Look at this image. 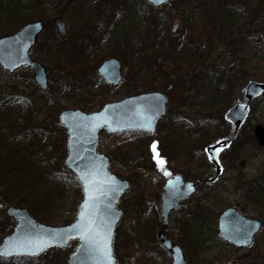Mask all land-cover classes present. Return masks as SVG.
Returning a JSON list of instances; mask_svg holds the SVG:
<instances>
[{"label": "rangeland", "instance_id": "rangeland-1", "mask_svg": "<svg viewBox=\"0 0 264 264\" xmlns=\"http://www.w3.org/2000/svg\"><path fill=\"white\" fill-rule=\"evenodd\" d=\"M122 1L124 3H127V1L131 3L132 0ZM133 1L136 3V8H142L144 6L142 0ZM259 1L251 0V3L257 2L258 4ZM262 1L264 3V0ZM41 3L43 5H38L39 7L36 10L37 15H32L33 18H28V21L42 18L47 23L51 20L53 23L51 29L54 28L55 31L51 29L44 31L41 40H53L57 38L58 41L60 40L65 43L71 39L70 31L76 25L77 30L81 28L80 33L86 35L90 30L94 29V27L90 29L91 26L100 23L107 15L112 13L113 6L114 8L119 7L117 0H73L70 3L68 0H41ZM187 7L184 6L183 0H170V2L157 7L163 13H167L166 19L169 21L167 25L168 32L172 35L177 34L178 36H184L186 33H190L189 36L192 37V43L189 44L190 53L192 55L197 53V57H194L191 66H188L189 72L193 70L192 67L196 70L193 71V75L188 72L192 76L186 77V82L183 85L175 83V75H172L171 78L173 81L167 85L166 90L156 85L157 89L168 92L171 99L167 107L170 108L173 116L177 115L180 117L179 121L169 123L171 119L170 115H168V119L164 121L160 120L156 127L157 130L153 132L154 137L151 135V132L146 133L145 138L140 137L141 134L138 133H135L136 136H134V132L128 131L116 133L101 131L99 134L97 150L109 157L110 171L116 174L117 177L128 179L131 183L117 204L123 209V215L117 225L116 232L120 227L129 236L139 239V241L130 244V242L123 241V238L120 237L119 246L114 250L116 264L170 263L171 257L169 253L165 248L160 246L157 237H154L159 228L153 226L154 218L158 216L157 210L160 205V190L165 180L164 171L171 174L175 172L184 173V177L187 179H192L193 175L194 177L196 175L200 178H203V176L206 178L213 177L215 169L208 159H206L203 145L210 144L212 141H222L225 126H222L221 117H223V113L228 108H231L232 105L244 101L246 98L244 89L247 83L252 80L264 82V25L261 23L262 18L257 17L258 13H256V10L254 13L249 11L246 16L243 10H241L243 14L238 13V16H236L239 23L249 21V16L252 19L249 25L243 26L242 30L234 35L237 37L239 34H246L247 38L242 37L244 42L240 39L241 43L238 42L239 45L237 43L233 47V44H230L229 41L231 36L226 38V40L222 36L221 39L213 36L212 28L210 27L209 29L206 27L205 21L207 17L204 14L203 17L202 14H198L196 18L192 17L194 20L191 17H189L191 20L186 17L185 19H188L187 21L190 26L182 25V20L187 15ZM79 8L84 10L81 17H79L78 13H75ZM188 9L196 10L195 7H189ZM115 10L117 9H114V12H116ZM144 10H146L145 6ZM89 15L91 16L90 19ZM119 17L115 13L114 20L112 19L113 24L119 21ZM58 20L64 22L65 33L63 34L59 31L57 32L55 27L54 22ZM89 21L90 25L87 24ZM190 21L193 23H190ZM143 26L144 24L136 25L133 31L128 33V37L135 38L140 35ZM94 30L96 31L97 29ZM92 39L91 37L90 43ZM106 45L105 43H101L99 45L101 46L99 48L100 50L97 49L99 52H95L94 48L89 46L90 50L87 53L89 55L90 52L93 55L101 54L103 59L115 56H112L111 53L109 54L107 51L108 46ZM65 47L68 49L70 46ZM38 48L37 46L35 48L36 50L31 51V56L36 60H41L46 69H49L51 65L42 58L40 59L45 51L41 50L40 52ZM70 57V52L68 51V53L66 52V56L56 58L55 61L60 62V66H53V74L56 80L60 79V75H63L64 72L65 77L67 75L71 80L73 89L70 92L65 91V93H59L60 91L57 92L53 88L46 89L45 91L40 90L31 81L30 76H32V71L29 68L22 67L10 73L4 71L0 66V95L3 97L12 95L17 98L23 96L32 105L30 122L25 117L28 113H26L27 109L21 106L18 109L13 106L11 109L16 111V123L25 125L22 128L24 130V136L17 140V145L22 147V151L27 152L31 156L30 160L37 166V170L43 172L42 177H44L45 181L42 182V185L45 183L44 187L54 191L52 194L54 198V206H52L54 211L52 216H55L53 217L55 220L46 222L39 220L36 216L33 217L39 222L51 225L63 224L64 220L75 219L76 210L74 209H77V204L81 200V190L79 188L77 190L72 189L71 186H68L66 182L61 180L59 175L54 173V166L49 161V154L52 151L50 139L55 135V138H58L60 133L63 135V131L59 125L56 126L52 123V117L50 120L47 114L45 115L39 112L37 106L40 104V99L46 97V99L49 98L57 101L59 106H61L57 111L59 116L63 109L78 108L82 111L94 112L99 110L104 103L109 101L113 102L125 96L118 85L109 88L104 80L101 82V79L95 75H93L94 81L92 83L90 78L84 77V79H87L85 81L86 84L82 83L80 85V81L75 76L69 75L71 73L74 74L76 70L75 63ZM117 58L121 62L123 76L127 75L129 71L128 66L123 64L119 57ZM166 64L169 66L172 65L168 60ZM222 71L229 74L235 73L236 76L232 80L238 83L233 92H228V98L226 99L227 106L223 107L219 105V100L215 94L216 89L220 85ZM196 72L199 73L198 76L193 77ZM96 74L98 75L97 68ZM238 76L240 79L243 78L241 82H238ZM72 80L78 86L76 89L74 88ZM53 83L54 87L57 88V85L59 86L58 81ZM184 97L187 98L186 102ZM80 100L82 102L88 101L85 108H81L84 105L81 106ZM10 101L5 103L4 106L0 105V109L9 112ZM249 104L250 109L245 120L247 122L244 130H250V134L253 135L255 124H261L264 127V91L261 95L253 97ZM166 135L176 141L181 139L183 143L188 142L189 147H182L176 151L169 150V153H164V155L160 152L158 161H163L164 163L161 166L155 162L151 171H145V169L137 167L138 163L130 159L133 157L138 160L143 153L146 154L145 148L149 142L156 141L158 143V140L159 142L161 140L166 142L167 140L164 137ZM141 139H145L146 141L143 142ZM196 141H200L199 146L195 144ZM201 147L203 148L202 153L199 152ZM232 148L234 147L230 142L227 148L230 152H227L228 154H224V151L220 153L219 158L223 173L221 172L218 175L217 180L214 183H203L201 189H197V192L187 200L189 204L188 208L174 210L172 212L173 214L170 215L166 231L174 241L176 240L183 246L187 258L190 253L187 255V247L180 240L182 224H180L179 220L192 222V216H196L194 208L197 204H201L203 207L205 206L213 214H219L227 206L238 205L240 208H244L246 215L257 219L260 218L264 221V218H262L264 206L259 207L251 202L250 199H247L246 194L248 181H254L264 173V146H259L254 138L253 142L239 146L235 150L234 153L236 155L234 156H231L233 152ZM156 150L158 151V149ZM160 167H163L164 171H161ZM18 192L20 191L18 190ZM6 193L7 196L12 195L10 192ZM0 198L2 200L0 221L3 222L2 220L6 215L5 208L9 204L3 196H0ZM247 200L249 201L248 203ZM11 205L15 204L13 203ZM18 207L29 209L32 215V210L27 205L23 204ZM126 211L129 214L131 213L132 216H134V211L137 213L141 211L144 217L141 221L136 222L131 216L124 214ZM46 215L52 218L51 213ZM159 220L161 222L160 218ZM15 222L16 220L13 218L11 226L0 231V243L5 235L12 232ZM209 226L212 225L209 224ZM152 227L154 228L152 229ZM252 242L249 247L235 248L233 245L228 246V242L226 243L221 238L208 240L206 244L209 245H207L206 250L199 257H194V262L191 264H228L229 259L239 260L260 256L264 259V224L254 236ZM77 244V239L71 240L68 247L59 248L58 253L61 254L59 255V260L64 258L66 261L68 254L74 251Z\"/></svg>", "mask_w": 264, "mask_h": 264}, {"label": "trees", "instance_id": "trees-1", "mask_svg": "<svg viewBox=\"0 0 264 264\" xmlns=\"http://www.w3.org/2000/svg\"><path fill=\"white\" fill-rule=\"evenodd\" d=\"M68 1L70 3L73 0ZM117 2H119V4L116 3L119 7L117 6L114 8L113 6L110 15H107V17L100 23L90 27V29L94 27V29H97L96 31L94 29L90 30V32L85 35L80 33L81 28L77 30L76 25V27L70 31L71 39L66 43L60 40L58 41L57 38H54L53 40L40 39L37 42L36 47H39V51H45L40 59L42 58L45 62L51 65L49 69H47L50 75V80H52L48 89L53 88L57 92L60 91L59 93H65V91L70 92V90L73 89L70 78L67 77V75L65 77V72L63 75H60V79L58 80L55 79L53 74V66H60V62L55 61L56 58H59V56L63 57L64 55L66 56V52L68 53V51L70 52V58L74 61L76 67L74 74L71 73L69 75L75 76L80 81V85H82V83L86 84L85 81L87 79H84V77L90 78L92 83V81H94L93 75L101 79V82H103L102 78L96 74V67L102 62V60H104L103 56H101V54L93 55L90 51V55L87 53L88 50H90V47L94 48L96 52L97 49L101 48V46H99L101 43H105V45L107 44L106 46H108L107 51L109 54L111 53L112 56L115 55L119 57L123 64L129 68L127 75H125L124 79L118 84L120 90L122 89L123 94L125 95L136 94L146 90H155L157 89L156 85H158V87H163L166 90L167 85L173 81L171 78L172 75L176 76L174 80L175 83H180L179 85H183L186 82V77L190 76L189 73L193 75V71L196 69L192 67L193 70L189 72L188 66H191V62L194 57H197V53H194L193 55L190 53L189 44L192 43V37L189 36L190 33H186L184 36H178L177 34L172 35L167 29L169 22L168 19H166L167 13H163L161 9L157 7L152 8L146 0H142L146 10H144V6L142 8H136V3L133 0L131 3L128 1L127 3H124L122 0H117ZM183 3L184 6L187 7L189 5V7H195L196 10L188 9L189 7L186 8L187 15L183 18L182 25L190 26L187 21L189 17L196 18L198 14H202L203 17L204 14L207 17V20L205 21L206 27L209 29L210 27L212 28L213 36L217 39H221L222 36L225 40L231 36L229 41L230 44H233V47L234 45L236 46L238 42L241 43L240 39L244 42L243 38H247L246 34H239L237 37L234 35L239 33L243 26L249 25V22H251L250 20L252 19L249 16V21L239 23L236 16H238V13H242L241 10H243L245 16L249 11L254 13L256 10V13H258L257 17L262 18L261 23L264 25V3L262 0H260L258 4L257 2L252 4L251 0H183ZM41 4V0H0V35H5L10 31L16 30V27L25 23L28 18H33L34 15L36 16V10L39 7L38 5ZM114 9H117L115 10L116 12H114ZM75 13H78L79 17H81L84 10L79 8ZM115 13L120 17L119 21L113 24ZM186 17H188V19H185ZM90 18L91 16L89 15V19ZM191 18L189 20H191ZM90 21L87 22L88 25H90ZM190 23L193 22L190 21ZM140 24H144L140 35L135 38H129L128 33L133 31V28L136 25ZM52 26L53 23L51 20L47 23L45 22L44 31L51 29ZM51 30L55 31L54 28ZM91 37L93 39L90 43ZM227 43L229 45L228 41ZM65 46L70 47L67 49ZM99 50L97 52H99ZM167 60L171 62V66L166 64ZM221 73L220 85L218 89H216L215 94L217 96L216 98L219 100V105L223 107L227 106L226 99L228 98V92H233L238 83H235V80H232L234 79L233 77L236 76L235 73L229 74L224 71ZM194 74L193 77H196L199 73L196 72ZM238 79V82H241V79L243 78L240 79L238 76ZM57 81L59 82V86L57 85L56 88L53 86V82ZM73 84L76 89L78 86L74 81ZM111 87L112 86H109V88ZM15 98L17 97L12 95L4 97L0 95V105L2 106L11 100L9 102V112L0 109V196H3L9 205L13 203L17 206H22L23 204L27 205L32 210V215L34 217L36 216L41 221H54L55 219L53 217L55 216H52L54 211V208H52V206H54V198L52 197V194L54 191L44 187L45 183L42 185V182L45 181L44 177H42L43 172L37 170V166H35L33 161L31 162L30 160L31 156H29L27 152L22 151V147L17 145V140L24 136V130H22V128L25 125L16 123V111L11 108L15 106V108L18 109L19 106H21L27 109L26 113H28L25 117L28 119L27 121L30 122L32 105L27 102L26 98L23 96L17 99ZM184 99L186 102L187 98L184 97ZM80 103L81 106L84 105L81 108H85L88 101L82 102L80 100ZM60 108L61 106H59L57 101L49 98L46 99V97L41 98L40 104L37 106L40 113L47 114L50 120L52 117V123L56 126L59 125L63 131V135L60 133L58 138H55V135L50 139L52 151L49 154V161H51V165L54 166V173L59 175L61 180L66 182L68 186H71L72 189L77 190L78 188L80 189V186L75 176L66 165H64L67 133L65 128L58 123L57 111ZM168 115L171 117L169 123L172 121H179L180 119L177 115L173 116V113H171L170 108L168 107L166 114L162 116L160 120L164 121L168 119ZM221 122L223 126H225V133L223 136L231 138V144L234 147L232 148L233 152L231 153V156L236 155L234 152L239 146L254 141L255 136L250 134V130H244L247 121L238 132L240 134L233 132L232 127L228 126L223 117H221ZM135 133L141 134L140 137L145 138L146 133L137 131L133 133L134 136H136ZM151 135L154 137V133H151ZM164 137L167 140L166 142L162 140L161 142L158 140V143L156 141L149 142L147 144L148 146L145 148L146 154L143 153L138 160L133 157L130 159L138 163L137 167L145 169V171H151L155 162L158 163L160 152L164 155V153H169V150L176 151L182 147H189V143H183V140L181 139L176 141L170 136L168 137L166 135ZM141 140L143 142L146 141L145 139ZM195 144H198L199 146L200 141H196ZM156 149H158V151ZM199 152H203L202 147L199 149ZM227 152H230V150H226L223 153L226 154ZM160 168L161 171H164L163 167ZM164 177L167 178L169 175H165ZM192 177V180L195 181L200 179V177L196 175L195 177L194 175ZM201 185L202 184L198 187H201ZM18 190L20 192H18ZM6 192H10L12 195L7 196ZM246 194L247 199H250L251 202L259 207L264 206V173L256 180L251 182L248 181ZM248 202L249 201L247 200V203ZM194 212L196 216H192V222H183L181 219L179 220L180 224H182V235H180V240L182 244L187 247V255L190 253L188 256L189 263H193L194 257H199L200 254L206 250L207 245H209L206 244L208 240L219 239L216 233L218 223L217 218L219 214H213V212L207 210L205 206L203 207L201 204L195 205ZM48 213H51L52 218L46 215ZM124 214L131 216L136 222L141 221L144 217L141 211H139V213L134 211V216H132L131 213L129 214L128 211ZM262 218H264V213L262 214ZM2 221L3 222L0 221V231H3V229L11 226L13 223V219L7 214ZM71 221L72 220L70 219L64 220L63 224H67ZM209 224L212 226H209ZM153 226H156V228L162 227V223L158 216L154 218ZM153 228L154 227H152V229ZM119 229L120 227L116 232V236H114V248L117 249L119 246L120 237L123 238V241L130 242V244L139 241L138 238L129 236L127 233ZM154 237L156 236L154 235ZM228 246H232V244L228 243ZM58 252L59 248H49L44 254L36 258H0V264H67V261H65L64 258L59 260V255L61 254ZM238 262L239 264H264V259L260 256L257 258L228 260V264H238Z\"/></svg>", "mask_w": 264, "mask_h": 264}, {"label": "water", "instance_id": "water-1", "mask_svg": "<svg viewBox=\"0 0 264 264\" xmlns=\"http://www.w3.org/2000/svg\"><path fill=\"white\" fill-rule=\"evenodd\" d=\"M152 6H160L170 0H146ZM42 19L26 22L12 34L0 37V63L4 70L13 72L20 66H30L34 73V81L46 89L48 86L47 71L40 61L33 60L29 51L36 43L38 34L43 30ZM57 30L65 33L64 22H56ZM98 73L109 84L118 83L121 77L120 62L113 57L102 61L97 67ZM264 91V82L249 81L244 93L246 102H237L225 113V119L235 126L237 130L248 115V102ZM169 97L165 92L146 91L133 96H126L114 102L105 103L102 108L94 112L81 111L78 108L63 110L59 115V122L65 127L67 133V156L64 165L70 169L81 186L82 200L77 205L75 219L65 225L44 224L31 216L27 208L8 206L5 210L8 216L14 218L16 223L11 234L5 235L0 243V250L4 255L0 257H31L39 256L51 247L66 248L70 240L78 239L75 251L69 253L67 264H116L114 257L113 239L116 225L123 213L117 208L122 193L129 187L128 180L117 177L109 169L107 155L98 153V134L101 129L110 133L127 130L155 131L160 117L166 112ZM254 133L260 146L264 144V127L256 124ZM229 142L223 139L217 143L206 146L208 159L215 163L216 175L210 178L214 181L221 173L218 154ZM92 171L96 183L89 182L86 186L81 180L82 176ZM191 186V187H189ZM196 192V183L185 180L183 173H176L167 179L162 186L160 194V207L158 214L162 224L167 226L169 217L174 209L187 207L188 204L180 200L187 199ZM86 202L93 206H86ZM94 223L90 224L89 221ZM218 235L226 242L235 246L247 247L252 243L253 236L258 232L260 220L245 217L239 210L228 207L218 217ZM87 235L88 239L82 237ZM161 246L171 256L170 264H189L184 251L177 242H173L168 235L159 230L156 234ZM18 239H31L47 241L43 250L35 252L29 249L11 250L10 241ZM110 245V261L101 257L99 249L103 248L105 241Z\"/></svg>", "mask_w": 264, "mask_h": 264}, {"label": "snow or ice", "instance_id": "snow-or-ice-1", "mask_svg": "<svg viewBox=\"0 0 264 264\" xmlns=\"http://www.w3.org/2000/svg\"><path fill=\"white\" fill-rule=\"evenodd\" d=\"M154 3H159L160 0H153ZM158 163L162 166L163 165V161H158ZM163 170V168H162ZM165 175H171V173L165 171L164 172ZM93 177V172L90 171L88 173V175L86 176H82L81 180L85 182L86 186L88 185L89 182L91 183H96L95 179H91ZM191 187V186H189ZM86 206L88 207H92L93 205L91 203L86 202ZM90 224L94 223L93 221H89ZM83 239H88L89 237L87 235L82 237ZM47 241H42V240H31V239H18L16 241H10L9 244V248L11 250H18L21 248L24 249H29L32 251V254H35V252L41 251L43 250V248L47 245ZM101 257L105 260H109L110 261V257H111V251H110V245L107 243V240L105 241V245L103 248L99 249ZM4 251L0 250V255H4Z\"/></svg>", "mask_w": 264, "mask_h": 264}, {"label": "flooded vegetation", "instance_id": "flooded-vegetation-1", "mask_svg": "<svg viewBox=\"0 0 264 264\" xmlns=\"http://www.w3.org/2000/svg\"><path fill=\"white\" fill-rule=\"evenodd\" d=\"M125 97V96H124ZM242 127H243V125H241ZM241 127V128H242ZM240 128V129H241ZM240 129L239 130H237L236 132L238 133L239 131H240ZM238 134H240V133H238ZM226 154H228V153H226ZM225 156V155H224ZM185 179H187V178H185ZM207 179H208V177L206 178V177H204L203 176V178H200V179H198V181H196V182H198V183H196V189L198 188V186L200 185V183H203V181L205 182V181H207ZM188 180V179H187ZM190 180H192V179H190ZM207 183H209V182H207ZM161 191V190H160ZM193 195H194V193H193ZM193 195H191L190 197H192ZM189 197V198H190ZM188 198V199H189ZM187 199V200H188ZM183 201L184 200H180V202H182L183 203ZM187 202V201H186ZM183 208H186V207H183ZM233 208H235V209H237L238 208V210L243 214V215H245V217H249V215H246V211L244 210V208H240L238 205H236V206H234ZM181 208H179L178 210H180ZM251 217V216H250ZM249 217V218H250ZM259 220H261L260 218H258ZM261 222H263V220H261ZM162 223V222H161ZM119 224V223H118ZM162 229V232L164 233V234H166V235H168V233H167V231H166V226H164L163 224H162V227L161 228H159L157 231H156V233H155V235L157 234V232L159 231V230H161ZM156 237H157V239H158V236L156 235ZM168 237L169 238H171L170 237V235H168ZM172 239V238H171ZM172 241L174 242V240L172 239ZM175 242H177L176 240H175ZM181 245V244H180ZM183 247V246H182ZM184 250V249H183ZM168 252V251H167ZM185 252V251H184ZM169 253V252H168ZM170 256V255H169ZM171 257V256H170Z\"/></svg>", "mask_w": 264, "mask_h": 264}]
</instances>
